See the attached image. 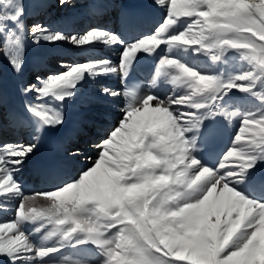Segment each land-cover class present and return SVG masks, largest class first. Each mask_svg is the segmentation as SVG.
I'll use <instances>...</instances> for the list:
<instances>
[{"label": "snow or ice", "instance_id": "1", "mask_svg": "<svg viewBox=\"0 0 264 264\" xmlns=\"http://www.w3.org/2000/svg\"><path fill=\"white\" fill-rule=\"evenodd\" d=\"M51 4L42 0L44 8ZM54 4L67 7L69 0ZM155 5L164 10L162 22L127 42L102 26L65 33L37 22L27 30L37 45L122 50L118 61L61 63L59 71L36 74L20 87L31 97L23 112H3V122L23 115L32 133L27 140L0 139V211L11 206L13 212L10 221L0 222V264H264V173L258 169L264 162V0H155ZM121 8L123 24L134 10ZM24 14V0H0V54L16 73L25 64ZM161 49L166 51L156 62L153 85L164 80L171 92L161 98L152 89L101 86L103 96H124L127 102L93 145L95 155L76 146L66 157L78 161L84 155L87 163L58 186L27 193L20 173L41 135L66 129L65 105L75 98L77 85L86 76L127 82L140 53L153 56ZM189 51L217 65H226L234 53L241 67L201 72L175 54ZM233 90L259 103L245 109ZM0 106L6 107L2 101ZM221 117L239 122L238 131L214 163H205L198 153L214 132L205 121ZM61 164L49 161L45 168ZM89 248L96 253L92 261L65 255Z\"/></svg>", "mask_w": 264, "mask_h": 264}, {"label": "bare ground", "instance_id": "2", "mask_svg": "<svg viewBox=\"0 0 264 264\" xmlns=\"http://www.w3.org/2000/svg\"><path fill=\"white\" fill-rule=\"evenodd\" d=\"M106 4L112 5V9L109 12L110 20L108 24H106V22L104 23L103 19H100L101 16H103L102 13L97 12L100 6H105ZM24 5L25 14L23 17V25L26 30V39L25 64L23 70L20 73H16L9 64L8 59L0 54V101L3 102V105H6V107L0 106V139L6 141H20L31 138V122L25 119L23 115H18L17 118L11 122L2 121L4 111L9 113H18L17 111H19L22 113L24 102L31 99V97H26L20 92L21 85L34 82V79L27 77L29 71L39 70V72H43L47 70V74L55 72L48 70L50 69V62H52L54 58H57L58 60L56 63L60 64L78 63L87 59L104 57L113 61H118L119 51L122 50L117 51V47L115 46L108 47L99 44L94 47L85 46L84 48H78L67 42H59L55 45L47 44L46 42H41L39 45L33 44L31 39L27 37V30L29 29H26L25 20L29 15H36L35 17H37L40 11H47V8L42 7V0H24ZM87 5H96V7H87ZM121 7L134 10L133 14L129 16L123 24L122 13L125 9ZM48 13L49 17L44 24L49 26L52 30L71 33L82 32L89 26H102L117 31L126 42L141 36L135 32V29L130 25L128 20L141 19L144 22H148L150 27L147 33L150 34L155 31L157 24L162 22L164 16L163 8L159 5H155V0H71L68 6L62 9L61 13L54 14V11L50 9H48ZM89 17L93 18L89 19ZM37 22L42 23L40 20H34L32 24ZM2 45H4L3 39ZM162 49L158 50L157 55H153L156 61L159 59V55H164L166 49ZM175 54L197 70L209 73L225 70L227 68L226 66L229 64L231 65V71H235L237 67L236 61H240L238 56L234 53L228 54L229 60L226 62V65L214 64L208 56H194L191 51L188 53L176 52ZM142 56L148 55L145 53H140L138 55V57ZM132 70H134V68ZM47 74H45V76ZM154 75L155 71L146 74L142 93H146L152 89L156 95L163 98L171 92V85L164 80H157L155 85H153L152 78ZM101 86L114 90L118 88L123 89L122 80L119 76H101L94 80L86 76L85 79L77 85L79 91L75 98L67 100L65 105L67 114L66 129H60L58 131L49 130L47 133L41 135L35 154L20 173L19 179L22 181L24 190L27 193L48 190L58 186L61 182L58 180L48 182V180L53 178L52 171L40 167V164L47 160L50 155L59 151L66 153L74 150L76 146H79L81 151L86 152L87 155H95L96 150L93 145L98 142L100 139L99 137H101L103 133L112 128L110 127L107 130L105 122L114 124L120 115L119 110L124 106V96L117 98L103 96L100 92ZM233 94L235 93L232 92L231 95ZM96 97H99L97 103L90 105L84 103L86 99H95ZM235 98L241 100V105L245 109L259 103L255 98L246 97L245 94L240 92H236ZM212 121H205V124L209 125ZM234 122L236 131H238L239 122ZM84 125H87L86 129L91 128L93 133L85 131L83 128ZM61 137H65V143L60 145L59 139ZM84 140H89V143L86 144ZM66 160L67 164L62 172L70 171V175L77 172L78 168L84 163H87L84 155H81L78 161L68 157H66ZM67 177H63L62 180ZM250 194H252L254 198L261 195L255 192H251ZM12 218L13 212L11 211V206L7 211H0V222L10 221ZM28 227L32 229L35 225H29ZM42 235L43 233L36 234L35 239H41ZM65 255L72 259H87L89 261L96 259L94 248L81 250L79 252L69 250Z\"/></svg>", "mask_w": 264, "mask_h": 264}, {"label": "rangeland", "instance_id": "3", "mask_svg": "<svg viewBox=\"0 0 264 264\" xmlns=\"http://www.w3.org/2000/svg\"><path fill=\"white\" fill-rule=\"evenodd\" d=\"M33 22V20L32 19H29V22L28 23H30L29 25H30V27H32V23ZM27 23V22H26ZM80 28H83V27H80ZM3 51V45H2V39L0 38V53ZM57 58L55 59L54 58V60L52 61V62H50V69H48V70H50V71H58V70H60L59 68H60V63H56L57 62ZM53 69V70H52ZM41 74V75H43L44 73L45 74H47L48 73V71L47 70H44L43 72L42 71H40L39 72V70H36V71H32L31 73L29 72V76L31 77V79H34L35 78V75L36 74ZM44 74V75H45ZM27 77H28V75H27ZM115 123V122H114ZM113 126L115 125V124H112ZM112 126V127H113ZM104 134V133H103ZM102 134V135H103ZM100 138V137H99Z\"/></svg>", "mask_w": 264, "mask_h": 264}]
</instances>
